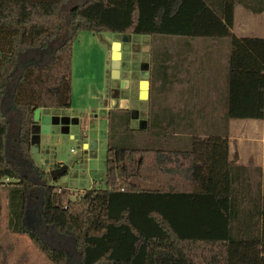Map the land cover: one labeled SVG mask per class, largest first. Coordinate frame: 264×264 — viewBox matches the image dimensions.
<instances>
[{
  "label": "trees",
  "instance_id": "obj_1",
  "mask_svg": "<svg viewBox=\"0 0 264 264\" xmlns=\"http://www.w3.org/2000/svg\"><path fill=\"white\" fill-rule=\"evenodd\" d=\"M236 5L264 12V0H0V187L10 180L11 232L29 238L52 264H264V206L262 239L240 240L227 203L234 183L228 122L264 121V39L232 32ZM82 32L228 40L225 95L217 103L225 131L195 146L189 176L174 158L181 151L123 146L122 135L137 131L129 129L128 112L112 111L105 189L64 203L66 193L51 185L57 178L30 150L35 112L70 107L72 47ZM171 57H154L152 87L170 82L167 72L178 68ZM115 137L119 145L111 144ZM1 215L0 192V224ZM34 218L38 231L24 223ZM50 232L62 246L45 240Z\"/></svg>",
  "mask_w": 264,
  "mask_h": 264
},
{
  "label": "rangeland",
  "instance_id": "obj_2",
  "mask_svg": "<svg viewBox=\"0 0 264 264\" xmlns=\"http://www.w3.org/2000/svg\"><path fill=\"white\" fill-rule=\"evenodd\" d=\"M249 16L258 20L262 19L263 28L261 30L258 26L245 28L248 24L246 17ZM241 29H244L243 33H240ZM232 32L238 37L264 39V13L259 16L251 15L244 7L236 5ZM122 41V36L112 33L82 32L78 35L72 47L70 107L51 110L49 131L43 134L38 128L36 132L38 150L33 155L34 160L51 178H57V181L51 182V185L55 190L66 193L64 203L74 200L90 189H105L106 150L112 140V137H109L108 127L110 112H128L129 129L137 131L122 135L125 142L123 146L135 143L147 146L154 145L152 143L161 135L168 137L173 135L170 130L150 127L151 124L157 126L161 123L159 119L161 113L167 118L168 108L182 110L181 107L185 105L186 100L189 105L187 107L192 110L187 112L188 108L184 109L187 112L186 121H190L189 116L194 121L196 114L199 115L197 118H200V114L210 115L213 112L212 109H217L213 108L217 106L212 101L214 98L202 95L208 87L207 80L210 84L213 77V74L207 72L206 68L209 66L205 59L207 56L209 60L215 57L216 65L221 60L225 66L229 54L228 40L131 35L128 41ZM115 43L120 45L118 52L121 58L119 75L113 78V74H110L112 73L111 54L112 45ZM186 44L192 48L187 55L193 60L191 70H197L200 67L198 73L196 72L198 78L194 88L195 95L192 98L175 94L161 96L157 87L150 85L154 57H161L165 51L175 57L186 49ZM140 81H148V97L139 100L137 109L132 111L129 108L130 96H138L140 91L139 88L132 90L130 85L131 82H136L134 84L137 86ZM161 108L163 109L160 112ZM118 142L120 143V139L115 137L111 144L119 145ZM134 182L145 189L154 187L153 183H143L141 180ZM7 186L5 184L0 187L2 198L0 264H52L29 238L15 234L8 228L6 196L9 187ZM30 220L27 219L24 222L26 226L37 230L36 220L38 219ZM45 238L53 247L62 246L61 240L59 241L52 232Z\"/></svg>",
  "mask_w": 264,
  "mask_h": 264
},
{
  "label": "crops",
  "instance_id": "obj_3",
  "mask_svg": "<svg viewBox=\"0 0 264 264\" xmlns=\"http://www.w3.org/2000/svg\"><path fill=\"white\" fill-rule=\"evenodd\" d=\"M246 11L248 10L246 9ZM248 12L251 15L257 16L264 13L255 14L250 11ZM246 19L248 24L245 28L254 26L260 27V30L263 28L262 19L258 20V18H252L251 16L246 17ZM243 30L244 29H241L240 33H243ZM185 48L186 49L181 51L180 54L170 58L173 63L178 65V68L174 72H167L170 82L164 88L158 89L161 96L167 97L175 94L185 96L186 98L194 97V88L196 87L195 85L198 78L196 72L198 73L200 67L197 70H191L193 60L187 55L192 51V48L187 44ZM205 61L209 66L206 68L207 72L213 74V77L210 84L209 80H207L206 86L208 87L205 89L206 92L202 95L214 98L212 101L217 105L220 101L218 98L221 95H225L227 61H225V66L221 60L220 63L216 65L217 60H215V57L209 60V56H207ZM189 101L191 100L189 99ZM187 104L188 102L185 100V105L181 107L182 110L178 108H168L167 118L161 113L159 118L161 123L158 125V129L170 130L173 135L169 137L161 135L157 142H153L159 144L161 149L183 152L181 155L174 156L180 168L186 172V174L182 173L183 176H189V171H192L190 153H193L195 146L205 139H208L209 136L215 135L221 137L225 131V126L220 121V117L223 114V106L214 105L215 107L213 108L217 109H212L213 112H211L210 115L203 113V115L200 114V118H197L199 115L196 114L194 121H192L191 116H189L190 121H186L185 116L187 112L192 111L187 107L189 106ZM222 105H224V100H222ZM185 108H188L186 110L187 112L184 110ZM162 109L163 108L159 111L161 112ZM172 113H174V116H172L173 121H170L172 120ZM41 116V110H39L36 120L39 123L40 130L43 129L40 126ZM212 118L217 119L216 123H214V121L212 123L210 122ZM213 123L215 128H210V125ZM227 142L228 164L234 178L231 189L232 193L227 202L228 206L232 207L235 211V215L231 218V224L237 226V237H239L240 240H250L254 237L262 239V219L259 213L264 206V121L230 120L227 125ZM198 166L204 168V163L200 161ZM186 187H188L189 190L191 189L189 185ZM174 188V191H179L176 187ZM197 188L200 189V187ZM251 224H254V227H250ZM248 226L249 228H247ZM260 246L261 245H258L257 248H260Z\"/></svg>",
  "mask_w": 264,
  "mask_h": 264
},
{
  "label": "water",
  "instance_id": "obj_4",
  "mask_svg": "<svg viewBox=\"0 0 264 264\" xmlns=\"http://www.w3.org/2000/svg\"><path fill=\"white\" fill-rule=\"evenodd\" d=\"M129 38H130L129 35H122V40H123L122 42L128 41ZM119 49H120V45L119 44L115 43V44L112 45V50L113 51H112V54H111L112 55L111 68H112L113 78H116L119 75V73H118V70L120 68L119 60L121 58V54H120V52H118ZM144 67H146V66H144ZM107 68H108V66H107ZM134 83H136V82H131V85H130L131 89L135 90L136 88H139L140 92H139L138 96H133V95L130 96L131 102H130V107L129 108L132 109V111H134V109H137V107H138L137 103H138L139 100L147 99V97H148V92L147 91L149 89L148 81L147 82L146 81H140L137 84V86ZM142 84H143L144 88H142ZM133 103H135V105H132ZM50 112H51L50 109H42L41 110L42 116H41V119H40V126H41V128H43V129H41V132L43 134H44V132L49 131V128H50V120H51ZM38 113H39V110L35 112V116H34L35 121H37L36 118L38 116ZM35 127H39V125L35 126ZM37 143H38V139H36V136H35V140H34V136H33V144L31 146V150H30V153L32 155H34L35 152H37V150H38L36 148Z\"/></svg>",
  "mask_w": 264,
  "mask_h": 264
},
{
  "label": "flooded vegetation",
  "instance_id": "obj_5",
  "mask_svg": "<svg viewBox=\"0 0 264 264\" xmlns=\"http://www.w3.org/2000/svg\"><path fill=\"white\" fill-rule=\"evenodd\" d=\"M110 74H112V73L110 72ZM38 125H39V123H38L36 126H38ZM38 128H39V127H35V129H34V140H35V136H36V139H37L36 132H37ZM39 129H40V128H39Z\"/></svg>",
  "mask_w": 264,
  "mask_h": 264
},
{
  "label": "built area",
  "instance_id": "obj_6",
  "mask_svg": "<svg viewBox=\"0 0 264 264\" xmlns=\"http://www.w3.org/2000/svg\"><path fill=\"white\" fill-rule=\"evenodd\" d=\"M3 182H4V183H3L4 185H5V184L7 185V184H9V183H10V180H9V179H7V178H5V179L3 180ZM4 185H3V186H4Z\"/></svg>",
  "mask_w": 264,
  "mask_h": 264
},
{
  "label": "bare ground",
  "instance_id": "obj_7",
  "mask_svg": "<svg viewBox=\"0 0 264 264\" xmlns=\"http://www.w3.org/2000/svg\"><path fill=\"white\" fill-rule=\"evenodd\" d=\"M142 88H144L143 84H142Z\"/></svg>",
  "mask_w": 264,
  "mask_h": 264
}]
</instances>
